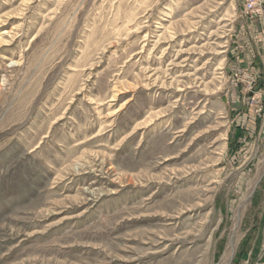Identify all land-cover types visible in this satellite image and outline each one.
Masks as SVG:
<instances>
[{"label": "rangeland", "instance_id": "1", "mask_svg": "<svg viewBox=\"0 0 264 264\" xmlns=\"http://www.w3.org/2000/svg\"><path fill=\"white\" fill-rule=\"evenodd\" d=\"M243 2L0 0V264H248L264 68L237 62Z\"/></svg>", "mask_w": 264, "mask_h": 264}, {"label": "crops", "instance_id": "2", "mask_svg": "<svg viewBox=\"0 0 264 264\" xmlns=\"http://www.w3.org/2000/svg\"><path fill=\"white\" fill-rule=\"evenodd\" d=\"M247 26V27H246ZM241 39L244 44L239 46L240 53L237 62L244 71L255 72L264 68V21L255 19L249 22H241ZM259 227L260 233L264 237V215ZM246 262L248 264H259L264 262V243L250 255Z\"/></svg>", "mask_w": 264, "mask_h": 264}, {"label": "built area", "instance_id": "3", "mask_svg": "<svg viewBox=\"0 0 264 264\" xmlns=\"http://www.w3.org/2000/svg\"><path fill=\"white\" fill-rule=\"evenodd\" d=\"M243 10L249 20L261 19L264 21V0H244ZM250 89H252V84H250ZM259 264H264V262Z\"/></svg>", "mask_w": 264, "mask_h": 264}, {"label": "bare ground", "instance_id": "4", "mask_svg": "<svg viewBox=\"0 0 264 264\" xmlns=\"http://www.w3.org/2000/svg\"><path fill=\"white\" fill-rule=\"evenodd\" d=\"M169 209V208H168Z\"/></svg>", "mask_w": 264, "mask_h": 264}]
</instances>
